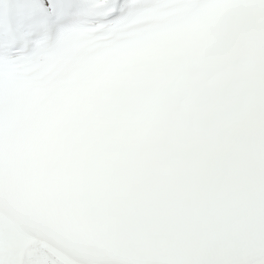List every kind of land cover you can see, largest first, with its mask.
<instances>
[{"label": "snow or ice", "instance_id": "1", "mask_svg": "<svg viewBox=\"0 0 264 264\" xmlns=\"http://www.w3.org/2000/svg\"><path fill=\"white\" fill-rule=\"evenodd\" d=\"M205 0H195V6ZM255 13L264 0H237ZM57 0H14L12 26L28 37L54 30L66 16ZM111 18L125 0H113ZM201 126H206L201 122ZM212 160L199 144L166 152L140 186L112 206L96 211L90 227L99 239L134 233L156 239L165 258L152 264H264V224L241 222L232 187L211 172ZM71 264H130L109 253L98 240L77 238L53 245ZM23 264H60L47 248L35 246Z\"/></svg>", "mask_w": 264, "mask_h": 264}, {"label": "bare ground", "instance_id": "2", "mask_svg": "<svg viewBox=\"0 0 264 264\" xmlns=\"http://www.w3.org/2000/svg\"><path fill=\"white\" fill-rule=\"evenodd\" d=\"M0 234H1V228H0ZM34 251H35V247L31 248L27 252L26 256L34 254ZM24 260L21 261V259L19 258V253L13 251L11 244L6 242L0 236V264H23Z\"/></svg>", "mask_w": 264, "mask_h": 264}]
</instances>
